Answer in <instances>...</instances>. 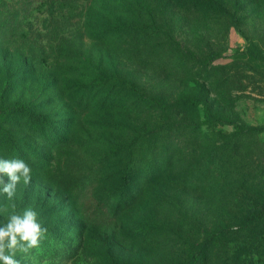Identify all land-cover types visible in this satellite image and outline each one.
<instances>
[{"label": "rangeland", "instance_id": "rangeland-1", "mask_svg": "<svg viewBox=\"0 0 264 264\" xmlns=\"http://www.w3.org/2000/svg\"><path fill=\"white\" fill-rule=\"evenodd\" d=\"M217 1L0 0V103L50 127L4 124L22 151L0 158L32 173L0 223L31 207L47 229L20 264H264V0Z\"/></svg>", "mask_w": 264, "mask_h": 264}, {"label": "trees", "instance_id": "trees-1", "mask_svg": "<svg viewBox=\"0 0 264 264\" xmlns=\"http://www.w3.org/2000/svg\"><path fill=\"white\" fill-rule=\"evenodd\" d=\"M179 4V7L184 10L186 13L196 14L198 11H206L207 13H223L224 9L223 6L217 1V0H175ZM156 29L153 27H149L146 25H135V24H122L117 23L113 27V32L115 33L114 37H124L126 39H132L136 38L137 36H143L144 31H151L156 33ZM94 72L97 74L95 78V84L94 87L102 88V87H109L110 85L113 88H123L127 87L132 94H136L137 96L141 98H145V95L142 93L140 89L137 88L136 85L123 80L119 77H111L108 79V77H105L102 70L95 69ZM121 102V101H119ZM190 105H198V101H190ZM175 104H163V103H157L155 108H160L163 110H168L171 107H173ZM22 121V122H21ZM5 123H16L20 126H25L29 131V133L32 135H36L38 131L42 134L43 131H47V129H50L47 124H45L44 121L39 118V116H36L33 112V109L31 106L24 104L20 101H16L15 104H12L10 106H5L2 103H0V145L3 147H6L9 149L10 154L12 157L17 156L22 151V146L19 144V141L15 138L13 134L10 132L8 133L5 128ZM15 124V125H16ZM63 128V126H61ZM21 128V127H20ZM60 129V128H59ZM52 130V129H51ZM254 132L263 133L264 127L262 128H255L253 129ZM48 132V131H47ZM4 135V136H2ZM43 135V134H42ZM4 137V138H3ZM58 139L60 138V134L58 136ZM213 158H216V153L213 154ZM133 161L130 162L129 165H132ZM141 173L136 172L137 177H150L153 175L152 171ZM156 171L154 172V175ZM133 180H130V174H126L125 176V183L130 186L132 184ZM254 211H256L257 207L256 205L253 206ZM253 211V212H254ZM215 236L219 237L220 234H216Z\"/></svg>", "mask_w": 264, "mask_h": 264}, {"label": "clouds", "instance_id": "clouds-1", "mask_svg": "<svg viewBox=\"0 0 264 264\" xmlns=\"http://www.w3.org/2000/svg\"><path fill=\"white\" fill-rule=\"evenodd\" d=\"M31 173L30 165L23 159L0 158V193L12 200L18 184L30 183ZM46 232L37 211L31 207L9 215L5 223H0V264H20L17 254L29 256L31 250L39 248Z\"/></svg>", "mask_w": 264, "mask_h": 264}]
</instances>
